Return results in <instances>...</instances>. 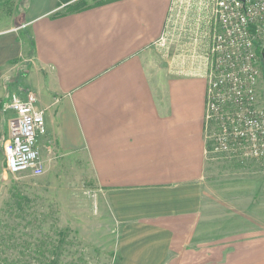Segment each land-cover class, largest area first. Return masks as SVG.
I'll return each mask as SVG.
<instances>
[{"label": "crops", "instance_id": "obj_1", "mask_svg": "<svg viewBox=\"0 0 264 264\" xmlns=\"http://www.w3.org/2000/svg\"><path fill=\"white\" fill-rule=\"evenodd\" d=\"M170 3L115 0L53 17L60 0H26L13 11L0 29V151L5 106L32 91L47 148L89 165L121 236L119 264H264L262 208L247 229L203 234L207 81L179 44L156 46Z\"/></svg>", "mask_w": 264, "mask_h": 264}, {"label": "rangeland", "instance_id": "obj_2", "mask_svg": "<svg viewBox=\"0 0 264 264\" xmlns=\"http://www.w3.org/2000/svg\"><path fill=\"white\" fill-rule=\"evenodd\" d=\"M18 1L0 0V29L11 24ZM262 89L264 80L261 94ZM260 104L264 107V102ZM205 141L210 202L203 234L247 229V216L264 211V160L247 158L243 151L209 152L206 134ZM48 146L42 137L40 176L8 173L0 151V264H119L121 236L100 209L89 165L83 158L60 156ZM253 223L252 219L248 224Z\"/></svg>", "mask_w": 264, "mask_h": 264}, {"label": "built area", "instance_id": "obj_3", "mask_svg": "<svg viewBox=\"0 0 264 264\" xmlns=\"http://www.w3.org/2000/svg\"><path fill=\"white\" fill-rule=\"evenodd\" d=\"M173 44L181 46L183 60L203 65L209 152L243 151L247 158L264 160V0H171L156 46L170 49ZM5 107L13 113L4 144L5 170L40 176L45 110L37 107L32 91L24 97L12 94Z\"/></svg>", "mask_w": 264, "mask_h": 264}, {"label": "trees", "instance_id": "obj_4", "mask_svg": "<svg viewBox=\"0 0 264 264\" xmlns=\"http://www.w3.org/2000/svg\"><path fill=\"white\" fill-rule=\"evenodd\" d=\"M115 1V0H99L94 2L93 4H90L88 0H60V4H64V11L58 10L53 14V17H59L61 15H65L68 13H76L81 12L84 10H87L89 8H92L94 6L102 5L106 2ZM16 61V60H14Z\"/></svg>", "mask_w": 264, "mask_h": 264}, {"label": "water", "instance_id": "obj_5", "mask_svg": "<svg viewBox=\"0 0 264 264\" xmlns=\"http://www.w3.org/2000/svg\"><path fill=\"white\" fill-rule=\"evenodd\" d=\"M261 53H262V56H263V58H264V47L262 48Z\"/></svg>", "mask_w": 264, "mask_h": 264}]
</instances>
